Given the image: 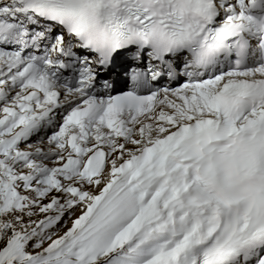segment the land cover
<instances>
[{
    "label": "snow or ice",
    "instance_id": "6c2138e0",
    "mask_svg": "<svg viewBox=\"0 0 264 264\" xmlns=\"http://www.w3.org/2000/svg\"><path fill=\"white\" fill-rule=\"evenodd\" d=\"M0 264H264V0H0Z\"/></svg>",
    "mask_w": 264,
    "mask_h": 264
}]
</instances>
